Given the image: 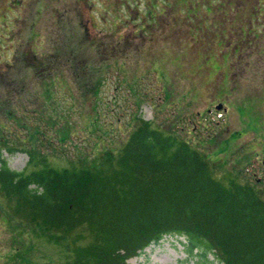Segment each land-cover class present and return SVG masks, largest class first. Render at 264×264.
<instances>
[{
	"label": "rangeland",
	"instance_id": "obj_1",
	"mask_svg": "<svg viewBox=\"0 0 264 264\" xmlns=\"http://www.w3.org/2000/svg\"><path fill=\"white\" fill-rule=\"evenodd\" d=\"M58 104L70 107L72 140L44 121L59 117ZM138 117L166 133L180 118L178 135L209 157L215 177L227 183L244 168L264 198V0H0L2 141L37 143L57 168L111 166ZM31 125L46 135L22 145ZM5 144L11 169L30 166L25 150ZM79 234L56 242L0 185V264H68ZM181 240L168 235L128 264H194Z\"/></svg>",
	"mask_w": 264,
	"mask_h": 264
},
{
	"label": "trees",
	"instance_id": "obj_2",
	"mask_svg": "<svg viewBox=\"0 0 264 264\" xmlns=\"http://www.w3.org/2000/svg\"><path fill=\"white\" fill-rule=\"evenodd\" d=\"M57 106L59 117L44 121L60 142L72 140L70 107ZM13 115L19 121L17 111ZM138 121L116 162L105 167L85 159L51 165L32 143L45 134L41 125L26 126L32 131L18 137L30 148L1 138L0 149L5 142L9 153L25 150L32 167L11 169L0 150L2 193L19 216L56 242L81 230L77 238L85 240L75 242L68 264H128L168 235L184 237L194 264H264V198L244 168L226 183L214 176L209 157L178 135L180 118L171 119L170 133Z\"/></svg>",
	"mask_w": 264,
	"mask_h": 264
},
{
	"label": "water",
	"instance_id": "obj_3",
	"mask_svg": "<svg viewBox=\"0 0 264 264\" xmlns=\"http://www.w3.org/2000/svg\"><path fill=\"white\" fill-rule=\"evenodd\" d=\"M219 107H221V106H219Z\"/></svg>",
	"mask_w": 264,
	"mask_h": 264
}]
</instances>
